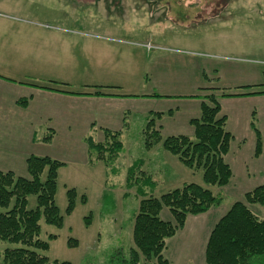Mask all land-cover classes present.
<instances>
[{"label":"rangeland","instance_id":"374dc122","mask_svg":"<svg viewBox=\"0 0 264 264\" xmlns=\"http://www.w3.org/2000/svg\"><path fill=\"white\" fill-rule=\"evenodd\" d=\"M0 1L6 10L22 13L28 23L21 24L37 30V45L26 51L22 43V52L13 53L31 59L34 65L27 70L37 80L68 81L69 91L76 93L93 92L102 85L104 91L133 96L116 106L79 99V95L37 99L34 104L38 122L31 132L32 142L28 136L21 139L17 152L65 164L59 169L55 194L62 226L40 222L39 239L49 244L41 254L51 263L122 264L127 260L141 196L139 184L127 187L126 171L141 161L144 176L154 184L149 189L140 183L146 195L159 198L193 183L222 199L220 206L207 213L188 216L183 229L166 240L162 253L169 264H205V247L215 223L232 204L243 202L246 192L264 184V94L221 96L264 90V0L223 4L218 0ZM209 94L216 96L218 116L226 117L225 130L231 135L223 159L232 175L220 188L205 185L200 171L184 167L161 144L146 149L143 138L151 115L142 109L148 106L165 114L155 123L162 137H192L189 121L196 115V105L191 100ZM122 107L128 110L124 124L120 115L109 114ZM168 111L172 114L167 115ZM252 124L261 139L258 156ZM50 127L55 128L52 141L41 142ZM105 128L121 130L122 149L109 168L100 161L89 163L92 157L86 144L88 137L102 142ZM13 161L12 172L28 177L26 165L23 171L22 163ZM69 189L76 190L78 199L67 215ZM82 195L86 197L83 204L79 202ZM34 207L35 197L30 196L27 208ZM249 208L259 217L264 215L259 206ZM160 219L172 222L168 209L162 210ZM51 235L55 238L50 239ZM71 239L77 241L76 247L67 245ZM18 246L0 242V253Z\"/></svg>","mask_w":264,"mask_h":264},{"label":"trees","instance_id":"16d2710c","mask_svg":"<svg viewBox=\"0 0 264 264\" xmlns=\"http://www.w3.org/2000/svg\"><path fill=\"white\" fill-rule=\"evenodd\" d=\"M219 1V2H218ZM219 4L227 0H218ZM54 87L45 88L50 91H67L56 88L64 84L53 82ZM94 96H102L104 87H95ZM107 88V87H106ZM242 89H251L241 87ZM217 90V89H216ZM247 90L246 93L226 94L222 97L264 94L263 91ZM153 97H160L153 95ZM200 114L192 118L189 125L193 130L192 137H162L155 128L156 119L160 120L164 113H152L143 130L144 146L151 149L157 144L191 171L202 173L205 185L220 188L228 184L231 177L230 167L223 157L229 150L231 135L225 130L226 117H219L220 106L213 94L200 97ZM17 103L26 106L27 99ZM172 114L171 111L167 115ZM252 127L254 128L253 124ZM103 141L97 142L88 137L86 144L89 152V163L100 161L106 168L112 167L122 149L120 131L103 129ZM256 135L255 155L261 152L259 132ZM50 130L41 139L49 143L54 136ZM93 154V155H92ZM28 177H18L12 171L0 170V242L17 244L18 247L7 248L0 253V264H70L69 262H50L41 254L49 249L46 241L39 239L40 222L46 225L61 227L63 218L55 204L58 172L65 164L49 157L31 155L25 160ZM142 177H137V174ZM45 177L42 178V175ZM139 174V175H140ZM142 162L136 161L126 171V185L130 189L139 184L137 189L141 199L133 223V248L129 250L127 260L122 264H139L141 260L152 264H169L162 253L166 240L182 230L188 216L207 213L220 206L222 199L207 188L197 184H184L159 198L146 195L141 187L153 189L152 181L144 176ZM144 176V177H143ZM141 183V184H140ZM35 197V207L28 209V198ZM78 195L75 189L66 191L67 215L76 206ZM80 203L86 197L79 198ZM249 206H259L264 210V184L246 192L243 202H235L213 226L205 247V264H264V215L254 214ZM168 209L172 222L160 219L162 210ZM90 218V216H89ZM50 239L55 236H49ZM69 247H76L77 241L69 240Z\"/></svg>","mask_w":264,"mask_h":264},{"label":"crops","instance_id":"0c3cea01","mask_svg":"<svg viewBox=\"0 0 264 264\" xmlns=\"http://www.w3.org/2000/svg\"><path fill=\"white\" fill-rule=\"evenodd\" d=\"M21 15L22 13L20 12L6 10L3 3L0 1V170L13 171L14 173L15 171L12 169V164L14 163L13 159L19 160L18 163H22L23 171H25V159L31 155L24 154L23 152V154L18 153V146H16V144L21 139H25L26 136H28L29 140L32 142L33 133L31 132L35 130V125L38 122L37 117L33 116L34 104L37 99L47 100L51 99V97L53 99H69L67 96L79 95L82 96L79 97V99L99 101L103 104L116 106L125 105L130 101L127 100V98L133 97L130 95L110 93L103 89L100 90L102 94H105L102 96H94L93 92L95 91L89 93H76L69 91L68 88L71 86V83L68 81H63L61 79L54 80L48 77L37 80V78L33 77L32 73L27 70L34 65L31 59H22L21 56L17 55V57H14L15 55H13L15 52H22V43L26 44V51H29L27 47L37 45L38 41L37 30L34 29L33 31L32 27L26 26L27 24L24 23H28V21L22 19ZM21 22L24 23L21 24ZM10 55L11 57H9ZM16 69L22 70L17 71ZM53 82L64 84V86H57L56 88L67 91L68 93L45 89L54 87L52 85ZM100 87L104 86L101 85ZM24 99L28 100L26 106L17 103L18 100ZM191 101L196 105V115L192 118L199 117L200 100L195 98V100ZM142 110L148 116L152 113H164L162 109L158 107L148 106ZM127 111L125 107H122L117 112L110 111L109 114L120 115L122 124H124L126 122L125 114ZM50 129L55 131L54 127H50ZM105 129L110 130L108 128ZM17 157H19V159H17ZM6 164L11 167H4Z\"/></svg>","mask_w":264,"mask_h":264}]
</instances>
